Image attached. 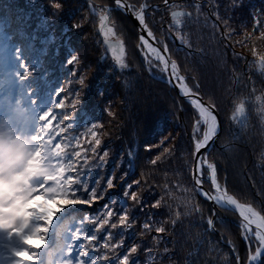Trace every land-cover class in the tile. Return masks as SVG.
I'll return each mask as SVG.
<instances>
[{"label": "trees", "instance_id": "trees-1", "mask_svg": "<svg viewBox=\"0 0 264 264\" xmlns=\"http://www.w3.org/2000/svg\"><path fill=\"white\" fill-rule=\"evenodd\" d=\"M59 2L62 7L55 10L48 6L49 0H37L36 4H31L28 0H0V35L5 37L3 46H0L2 100L9 105L13 118L21 123L22 131L28 132L27 137L30 140L37 125L36 109L45 99L50 101L47 93L61 81L65 92L69 88L79 87L74 82L69 83L72 77L68 73L72 65L64 63L67 57L78 55L80 60L76 67L85 69L87 85L81 89L82 106L90 117L103 120L107 134L102 138V144H106L109 150L103 168L85 166L84 176L88 182L92 184L98 180L99 184L96 186L99 189L110 173L119 177L122 172H127V180L138 179L141 173H149L148 158L152 153L145 151V145L159 143L163 136L170 133L175 135V144L180 146L177 155L184 159H172L162 165L161 170L151 172V175L157 178L153 183H163L165 179L173 183L178 179L187 182L185 164L192 160V156L184 149L192 134V110L174 88L158 79L162 76L158 69L153 68L151 73L146 70L144 58L138 51L140 33L133 20L116 9L112 0H91V3L98 7L114 9L112 20L117 26V32L122 34L125 40L126 61L129 67L116 72L111 67V57L105 59L104 47L97 34L98 18L89 14L88 0ZM129 2L135 3L136 0ZM150 2L154 6L159 5L160 11L155 13L154 18H150L149 23L157 33L158 39L166 40L167 34L161 33L168 20L163 0ZM173 2L186 6L179 10L193 12L196 19L186 21V33L190 36L191 48L181 47L178 42L166 40L172 59L181 65L182 73L188 77L190 86L193 85V78L199 82L200 92L205 100L209 96L214 97L223 125L217 144L208 150V159L217 165L221 182L226 179L230 190L236 192L242 202L252 203L259 210L260 205L264 203V168L259 165L260 150L264 147V75L259 74L255 64L250 65V62L254 61L253 49L264 55V40L256 39L247 47H241L236 41L245 40L242 35L245 31L249 36L252 35L254 14L264 12V0H243L242 4L236 7H233V0H218L220 16L227 18L232 31L241 33L231 42L221 40L224 24L213 26L216 18L210 15L212 10L207 6L206 0ZM194 2L203 6L199 15L191 7ZM82 16L87 17L83 20L82 27H73L81 21ZM9 34L14 39H9ZM16 42L20 43L22 55L28 64V74L23 79L17 78L21 69L14 58L13 46ZM28 44L31 45V52L23 50V45ZM41 52L46 55H41ZM237 56L246 59L238 60ZM45 70L49 72L47 83L41 80ZM237 80L240 82L237 83ZM250 81L255 82V94H248ZM29 90L31 96L28 95ZM101 91L103 96L99 94ZM235 93H243L244 95L238 97V102L249 107V118L243 129L230 120L232 112L229 99ZM33 96L37 98L36 105L31 104ZM65 103L67 104V101ZM107 103L111 104L116 113L114 120L105 115L104 108ZM11 108L15 109L18 115ZM82 131L85 130L77 127L73 135H79ZM30 145L33 151L32 142ZM130 148L135 153L133 168L132 163L129 165L127 162ZM158 152L159 149H153V153ZM33 156L39 161V169L33 176L35 178L42 172L43 160L38 154ZM93 163L92 160L89 161V164ZM177 168L181 169L179 176L173 175ZM163 169L169 170L167 175ZM113 184V188L104 192L105 199L109 193L120 191L117 180L114 179ZM144 195L147 197L148 192ZM193 195L191 191L181 193L179 189L174 192L177 202L183 197ZM195 202L201 207L202 215L181 217L183 226L177 225L175 231L165 237L164 242L158 247H153L152 255L138 250L134 256L138 258L139 264H188L189 261H192V264H222L220 253L230 251L228 242L234 243L243 258L245 241L240 238L237 228V214L216 208L202 197H195ZM99 203H103V200ZM95 206L94 204L93 207ZM149 210L157 211L145 209L146 212ZM213 212L216 214L212 216L215 221L214 232L208 229L206 223ZM144 218L141 213L133 228L125 233L126 245L137 243L141 248L145 245L152 247L150 237L140 235V223ZM154 219L166 220L167 216L158 215ZM118 230L112 231L115 233ZM200 241L205 242L203 247ZM165 246L169 249L168 253H164Z\"/></svg>", "mask_w": 264, "mask_h": 264}, {"label": "snow or ice", "instance_id": "snow-or-ice-1", "mask_svg": "<svg viewBox=\"0 0 264 264\" xmlns=\"http://www.w3.org/2000/svg\"><path fill=\"white\" fill-rule=\"evenodd\" d=\"M28 2L36 4L37 0ZM242 2L243 0H233V7ZM113 3L116 9L124 15H130L139 26L141 34L138 36V51L144 58L146 70L151 73L153 68L158 69L162 74L158 78L177 89L192 110V134L184 149L192 156V160L185 164L188 180L185 182L178 179L173 183L165 179L163 183H153L157 178L151 175V172L161 170V166L172 159H184L177 155L180 146L175 144V135L170 133L163 136L159 143L145 145V151L152 153L148 158L149 173H141L140 178L133 180L125 179L127 172H122L119 177L110 173L99 189L96 186L99 184L98 180L92 184L88 182L84 176L85 166L103 168L106 157L109 156L108 146L102 144V138L107 133L103 120L90 117L83 109L81 89L87 86L85 69H77L76 64L80 58L78 55H71L64 62L72 65L68 73L72 77L69 83L74 82L79 87L69 88L65 92L61 81L47 93L51 99H45L36 109V130L30 137L33 145L32 155L38 154L43 164L42 172L34 179L28 180L27 190L30 199L42 197V202L29 209L31 215L26 223L20 219L13 228H0V264H139L138 258L134 256L138 250L152 255L153 247H158L164 242L165 237L172 234L177 225L183 226L181 217L202 215L201 207L195 202L197 196L215 207L236 213L239 218L237 228L240 238L245 241L244 256L241 258L234 243L228 242L230 251L220 253L222 264H264V203L258 210L252 203L242 202V198L230 190L226 179L221 182L217 165L208 159V150L214 146L223 130L218 105L212 96L204 99L199 82L194 78L193 85H189L188 77L182 74L181 65L172 59L169 44L166 42L171 40L173 43L178 42L181 47L191 48L192 42L186 33V21H193L196 17L191 11L179 10L186 6L174 3L173 0H163L168 20L161 33L167 35L166 40H160L149 23L150 18H154L155 13L160 11L159 5L154 6L150 0H136L135 3L129 0H113ZM206 4L212 10L210 15L216 18L213 26L224 24L220 37L222 41L231 42L237 35H241L230 29L226 17L220 16L218 0H206ZM48 6L55 10L62 7L59 0H49ZM191 7L199 15L203 6L194 2ZM88 11L91 16L98 18L97 34L104 47L105 59L111 57V67L116 72L127 69V46L112 20L114 9L98 7L88 0ZM85 19L87 17L82 16L81 21L73 27H82ZM242 35L245 40L236 41L241 47H247L256 39L264 40V12L254 14L252 35L249 36L247 31ZM8 38L14 39L11 34ZM4 39L5 37L0 35V46H3ZM23 50L31 52V45H23ZM13 51L21 69L17 78H26L28 64L22 55L19 42L15 43ZM233 54L236 55L235 52ZM41 55L46 53L41 52ZM253 56L254 61L250 62V65L254 63L258 73L264 75V55L253 49ZM237 59L244 60L246 57L237 56ZM48 75L49 72L45 70L41 80L47 83ZM233 76L235 79V73ZM239 82L237 80V83ZM255 93V82L250 81L248 94ZM99 94L104 95L103 91ZM28 95L31 96V90ZM242 95L244 94H233L229 99V108L232 112L230 120L243 129L249 118V107L238 102V97ZM31 104H37L36 97H32ZM104 111L108 118L116 119V113L110 103L105 105ZM77 127L85 131L73 135ZM27 139L28 137H25V142ZM4 140V133L0 130V166L4 164L6 149L19 142V139L11 134L6 144ZM154 148L159 149V152L153 153ZM134 157L135 153L130 148L127 154L129 165ZM90 160L94 163L89 164ZM259 165L264 168V147L260 150ZM163 171L167 175L169 170ZM12 174H18V171L14 170ZM173 175H181V169H175ZM114 179L119 183L120 191L109 193L105 199L104 192L115 186ZM177 189L181 193L191 191L194 195L183 197L177 202V197L174 196ZM145 192H148L147 197ZM101 200L103 203H99ZM114 204L116 207H113ZM145 209L157 211L146 212ZM161 209L164 211L161 212ZM141 213L145 218L140 223V235L149 236L152 247L145 245L141 248L140 244L126 245L124 242L125 233L133 228ZM158 215H166L167 219H154ZM213 215L215 212L209 216L206 223L208 229L214 232ZM114 229L119 230L113 233ZM199 243L203 247L205 242ZM168 252L169 249L165 246L164 253ZM188 264H192V261Z\"/></svg>", "mask_w": 264, "mask_h": 264}, {"label": "clouds", "instance_id": "clouds-1", "mask_svg": "<svg viewBox=\"0 0 264 264\" xmlns=\"http://www.w3.org/2000/svg\"><path fill=\"white\" fill-rule=\"evenodd\" d=\"M4 165L6 168H20L23 172L22 178H31L39 169L38 159L31 154L30 146L25 142H18L12 148L6 149ZM0 187H6V185H0Z\"/></svg>", "mask_w": 264, "mask_h": 264}, {"label": "rangeland", "instance_id": "rangeland-1", "mask_svg": "<svg viewBox=\"0 0 264 264\" xmlns=\"http://www.w3.org/2000/svg\"><path fill=\"white\" fill-rule=\"evenodd\" d=\"M2 122H3V120H2L1 115H0V123H2ZM10 134L13 136L12 133H9V134L6 135L7 139L9 138V135H10ZM3 168H4V167H1V170H0V171H3ZM14 170L17 171V169H14ZM14 170H13V171H14ZM9 176H12V173H11ZM9 176H7V174H5V175H4V180H6ZM13 176H14V175H13ZM13 176H12V177H13ZM4 180H3V181H4ZM29 213H30V212H29ZM30 214H31V213H30Z\"/></svg>", "mask_w": 264, "mask_h": 264}, {"label": "water", "instance_id": "water-1", "mask_svg": "<svg viewBox=\"0 0 264 264\" xmlns=\"http://www.w3.org/2000/svg\"><path fill=\"white\" fill-rule=\"evenodd\" d=\"M129 17H131L130 15H128ZM132 18V17H131ZM133 19V18H132ZM133 21L135 22V24L138 26L137 22L133 19ZM139 28V26H138ZM141 34V33H140ZM177 93H178V90L176 89ZM179 94V93H178ZM180 96V95H179ZM181 97V96H180ZM182 98V97H181ZM184 99V98H183ZM185 100V99H184ZM221 133V132H220ZM218 140V139H217ZM217 140L215 141V143H217ZM214 143V144H215Z\"/></svg>", "mask_w": 264, "mask_h": 264}]
</instances>
